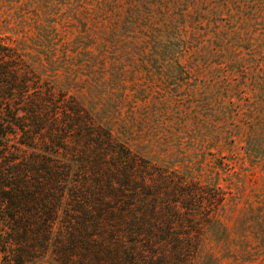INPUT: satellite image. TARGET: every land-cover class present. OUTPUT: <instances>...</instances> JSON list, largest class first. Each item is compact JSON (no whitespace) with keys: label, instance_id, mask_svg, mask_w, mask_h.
<instances>
[{"label":"rangeland","instance_id":"1","mask_svg":"<svg viewBox=\"0 0 264 264\" xmlns=\"http://www.w3.org/2000/svg\"><path fill=\"white\" fill-rule=\"evenodd\" d=\"M0 32L38 84L218 196L198 264H264V0H0Z\"/></svg>","mask_w":264,"mask_h":264},{"label":"trees","instance_id":"2","mask_svg":"<svg viewBox=\"0 0 264 264\" xmlns=\"http://www.w3.org/2000/svg\"><path fill=\"white\" fill-rule=\"evenodd\" d=\"M31 66L0 32V264H198L218 196Z\"/></svg>","mask_w":264,"mask_h":264}]
</instances>
